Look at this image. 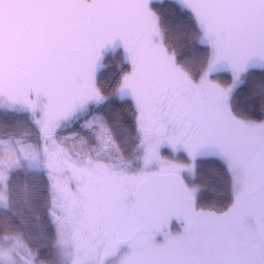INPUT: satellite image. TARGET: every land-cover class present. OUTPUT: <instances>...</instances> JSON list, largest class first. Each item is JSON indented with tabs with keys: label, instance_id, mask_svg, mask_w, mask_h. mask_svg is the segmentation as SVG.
Here are the masks:
<instances>
[{
	"label": "snow or ice",
	"instance_id": "obj_1",
	"mask_svg": "<svg viewBox=\"0 0 264 264\" xmlns=\"http://www.w3.org/2000/svg\"><path fill=\"white\" fill-rule=\"evenodd\" d=\"M162 3L0 0V264H264V0ZM165 150L217 161L227 203Z\"/></svg>",
	"mask_w": 264,
	"mask_h": 264
},
{
	"label": "trees",
	"instance_id": "obj_2",
	"mask_svg": "<svg viewBox=\"0 0 264 264\" xmlns=\"http://www.w3.org/2000/svg\"><path fill=\"white\" fill-rule=\"evenodd\" d=\"M171 0H163L161 4V11L165 16L166 22L170 23L174 27L177 26V18L175 12L170 10L167 5ZM177 50L179 55L183 57L195 58L198 56V48L201 46H195L189 44L187 41H184L179 36V28L177 27ZM119 55L110 57L107 60V69L104 70V75L110 77L113 73L119 71L118 68ZM126 70V69H125ZM256 72V75H249L246 77L245 82L241 83L235 90V102L243 110L247 108L248 101L251 96L253 87L257 86L260 81L259 70H252ZM221 79H225V82H230V77H224L221 75ZM123 102H118V104ZM124 108H127V104L123 105ZM99 115L105 117L106 120L115 123L118 119H124L125 114L120 107L117 105H107L101 106L99 109ZM22 115L16 113H5L0 112V125L8 124L14 125L17 120H23ZM76 128L68 129L61 133V136L68 137L67 146H74L79 149V144L76 139L72 138V133L76 131ZM37 139L36 135H33L31 140L35 141ZM217 170L218 162L211 157H198L194 162V174L189 179L201 189V203L208 204L213 201H220L221 204H226L227 200L221 196V187L217 180ZM17 180H22L23 177H17ZM176 230V225L173 224V231Z\"/></svg>",
	"mask_w": 264,
	"mask_h": 264
},
{
	"label": "rangeland",
	"instance_id": "obj_3",
	"mask_svg": "<svg viewBox=\"0 0 264 264\" xmlns=\"http://www.w3.org/2000/svg\"><path fill=\"white\" fill-rule=\"evenodd\" d=\"M69 147H73V146H69ZM76 150H80V149H77ZM164 158L165 159H176L177 161L181 162V163H191L192 164V167H193V172L191 174L190 177L193 176L194 174V162L193 161H188L185 157V155L183 153H170V151L168 150H165V153H164Z\"/></svg>",
	"mask_w": 264,
	"mask_h": 264
}]
</instances>
